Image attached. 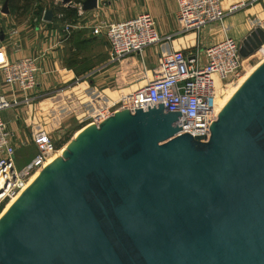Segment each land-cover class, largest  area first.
Here are the masks:
<instances>
[{
	"label": "water",
	"instance_id": "water-1",
	"mask_svg": "<svg viewBox=\"0 0 264 264\" xmlns=\"http://www.w3.org/2000/svg\"><path fill=\"white\" fill-rule=\"evenodd\" d=\"M262 44L256 27L240 55ZM181 115L122 109L71 139L0 218V264H264V61L208 138Z\"/></svg>",
	"mask_w": 264,
	"mask_h": 264
},
{
	"label": "built area",
	"instance_id": "built-area-1",
	"mask_svg": "<svg viewBox=\"0 0 264 264\" xmlns=\"http://www.w3.org/2000/svg\"><path fill=\"white\" fill-rule=\"evenodd\" d=\"M72 1V6L81 11V3ZM176 1L180 34L197 32L225 16L221 0ZM254 1L256 0H250L249 3ZM245 5V2H240L232 5L229 11H236ZM93 33L105 37L108 61L111 63H119L129 56H141L146 47L170 41L175 35H159L154 20L148 13L116 22H100L93 27ZM259 49L256 52L264 57V44ZM204 55L205 63L201 62L200 51L197 49L190 53L179 49L160 54L154 68L142 70L144 83L129 94L98 109L92 123L99 124L118 110H147L148 106L157 107L163 103L166 111L185 113V116H179L177 122L182 127L180 134L187 132L192 136L208 138L210 125L219 112V89L227 80L239 77L245 65L244 58L240 55V43L230 37L206 47ZM37 71L38 64L34 57H25L0 66V205L23 189L30 175L57 151L55 143L44 129L34 131L32 141L37 153L30 163L17 169L12 133L1 117L3 110L31 103L28 95L22 98L10 97L8 92L28 93L36 84ZM6 88L8 91H5Z\"/></svg>",
	"mask_w": 264,
	"mask_h": 264
},
{
	"label": "crops",
	"instance_id": "crops-1",
	"mask_svg": "<svg viewBox=\"0 0 264 264\" xmlns=\"http://www.w3.org/2000/svg\"><path fill=\"white\" fill-rule=\"evenodd\" d=\"M74 1L80 3L83 0ZM41 2L37 1L38 8L36 6L34 9L39 13H33L32 18L28 16L22 20L14 14L17 8L14 9L9 2V13L6 16L3 15L0 5V66L25 57L36 58L38 64L33 89L26 94L19 91L8 92L10 97L22 98L28 95L31 100L28 106L33 107L28 108L26 104H21L16 108L1 111L2 119L15 136L25 137V130L29 127L24 123L29 124V112L41 109V105L54 96L52 93L64 87L66 83L111 85L115 82L119 67H122L120 64L126 60L133 64L138 62L136 56L126 57L119 63L108 61V44L105 37L93 33V27L100 22H116L148 13L153 18L159 35L175 34L172 40L150 45L143 50L139 56L143 70L154 68L160 54L179 49L185 53L199 50L201 62L205 63L206 47L225 37L240 43L251 30L258 27L257 19L264 15V0L251 3L250 0H221L225 12L222 20L209 23L197 32L180 34L176 0H97L95 8L81 11L58 0L54 1L53 6H43ZM240 2H245L246 5L236 11H229L232 5ZM65 9H76L77 14L67 15ZM45 10L51 11L50 20L44 19ZM104 68L106 70L99 74ZM74 87L77 88L73 85L72 88ZM5 91H8L7 88ZM42 114L40 111L34 112L32 120L35 121ZM32 124L37 128L35 122ZM42 129L46 130V127ZM15 151V158L20 160L22 167L33 160L37 148L35 152L29 146L19 151L17 145Z\"/></svg>",
	"mask_w": 264,
	"mask_h": 264
},
{
	"label": "rangeland",
	"instance_id": "rangeland-1",
	"mask_svg": "<svg viewBox=\"0 0 264 264\" xmlns=\"http://www.w3.org/2000/svg\"><path fill=\"white\" fill-rule=\"evenodd\" d=\"M37 1H42L41 3L43 6H53L55 0H14L12 7H14V9L17 8V12L15 10V12L13 11L14 14H17V18L21 20L27 19L28 16L32 18L33 13H39L34 10L38 5V3H36ZM260 1L262 2V0H259V2ZM3 2H5V0H0V5L3 6ZM58 2L62 1L58 0ZM3 15L6 16L8 14L3 13ZM256 24L258 27L264 29V15L257 19ZM136 59L140 60L141 57L139 58V56L136 55ZM262 59L263 56H260L257 52L244 58V71L239 77L224 82L223 87L219 89L217 95L218 103L222 104L229 93L238 86L241 79L254 71L256 67L262 63ZM139 60L136 64L128 62L127 60L123 62V64H120L122 67H119L118 74L115 76V82L111 85L98 86L97 84H91L89 82H84L82 84H78L80 82H75L72 85L71 83H66L64 87L57 89L52 93L54 96H51L52 98L46 100V102L41 105V109L36 111L31 110L29 112L27 117L30 118L28 119L29 124L24 123L26 124L25 126L29 127V129L25 130L24 136L26 138L19 135L15 136L14 133L11 132L12 145L14 148L18 145V150L20 151L29 146V148H33L35 152L36 145L32 141V134L34 131L41 130L42 127H46L45 131L49 134L53 143H55L57 151L65 148L70 140L75 137L77 131L92 123V118L98 109L120 99L125 94H129L137 86L143 84L144 75L142 74ZM104 70H106V68L101 69L99 74ZM73 85L77 86V88H72ZM30 106L27 107L29 108ZM39 111L43 112V114L40 115V118L37 117V119L33 121L34 112L36 113ZM33 122L36 123L37 128H34ZM39 124L40 126L38 127ZM19 162L20 160L16 157L15 166L17 169L23 167L20 166ZM5 204L6 202L4 203V207Z\"/></svg>",
	"mask_w": 264,
	"mask_h": 264
},
{
	"label": "bare ground",
	"instance_id": "bare-ground-1",
	"mask_svg": "<svg viewBox=\"0 0 264 264\" xmlns=\"http://www.w3.org/2000/svg\"><path fill=\"white\" fill-rule=\"evenodd\" d=\"M260 49L258 48L257 51H259ZM262 62L264 61V57L263 59L261 60ZM261 64V63H260ZM259 64V65H260ZM258 65V66H259ZM257 66V67H258ZM256 67V68H257ZM253 72V71H252ZM250 72L249 74H247L244 78L241 79V81L239 82L238 86L232 91L229 93V95L224 99L223 103H218L219 104V111L223 108V106L228 102V100L231 98V96L236 92V90L241 86V84L248 78V76L252 73ZM243 77V76H242ZM93 124V123H91ZM90 125V124H89ZM89 125H86L85 127H83L82 129H80L79 131H77L75 137L80 133L82 132L87 126ZM68 145V144H67ZM67 145L65 148H62L61 150H58L56 152H54L48 159L47 161L41 166L39 167L33 174L30 175L27 183L25 184V186L23 187V189H21L16 195H14L11 199H9L6 204H5V207H3V210L1 211L0 213V218H2V216L6 213V211L11 207V205L16 201V199L24 192V190L29 186V184L35 180V178L39 175L40 171L45 168L50 162L51 160L55 159L56 157L58 156H62V152L67 148Z\"/></svg>",
	"mask_w": 264,
	"mask_h": 264
},
{
	"label": "trees",
	"instance_id": "trees-1",
	"mask_svg": "<svg viewBox=\"0 0 264 264\" xmlns=\"http://www.w3.org/2000/svg\"><path fill=\"white\" fill-rule=\"evenodd\" d=\"M13 1H14V0H8V2H9L10 5H13ZM76 1H77V2H80V0H76ZM64 11L67 12V15H68V13H69L71 16L77 14L76 9H67V10L65 9ZM70 15H69V16H70ZM3 207H4V203H2V204L0 205V212L2 211Z\"/></svg>",
	"mask_w": 264,
	"mask_h": 264
}]
</instances>
